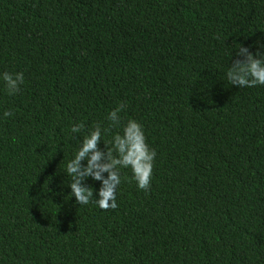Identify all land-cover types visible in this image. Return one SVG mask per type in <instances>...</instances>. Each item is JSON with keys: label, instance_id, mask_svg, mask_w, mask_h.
Here are the masks:
<instances>
[{"label": "trees", "instance_id": "16d2710c", "mask_svg": "<svg viewBox=\"0 0 264 264\" xmlns=\"http://www.w3.org/2000/svg\"><path fill=\"white\" fill-rule=\"evenodd\" d=\"M240 44L264 52V0H0V264H264V85L228 82ZM129 120L150 190L121 168L116 209L78 205L83 135L103 150Z\"/></svg>", "mask_w": 264, "mask_h": 264}, {"label": "clouds", "instance_id": "9594fccd", "mask_svg": "<svg viewBox=\"0 0 264 264\" xmlns=\"http://www.w3.org/2000/svg\"><path fill=\"white\" fill-rule=\"evenodd\" d=\"M236 59L227 72V80L232 86L240 88L264 85V52L253 54L250 48L240 44ZM9 95H15L20 91V85L24 82L22 72L2 74ZM125 108L121 104L111 111L108 120L112 126L120 125L119 113ZM9 111L4 116H10ZM83 123L75 124L71 128L73 134L83 132ZM102 129L99 124L88 130L80 142L78 151L73 159L66 165V173L70 177L68 187L71 196L78 205H88L94 198V203L102 210L116 209L117 188L121 184V168H130L133 179L138 188L144 191L150 190L154 161L157 153L146 143L143 127L135 120H129L123 126V134H116L112 140L104 142L101 150ZM107 174V176H105ZM101 182L98 192L99 199L95 198V190L85 182L89 179Z\"/></svg>", "mask_w": 264, "mask_h": 264}]
</instances>
